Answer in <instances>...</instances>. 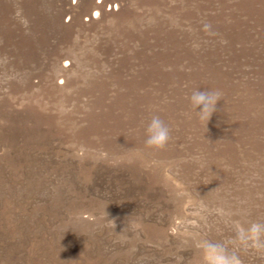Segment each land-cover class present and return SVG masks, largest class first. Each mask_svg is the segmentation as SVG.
<instances>
[{
    "label": "rangeland",
    "instance_id": "obj_1",
    "mask_svg": "<svg viewBox=\"0 0 264 264\" xmlns=\"http://www.w3.org/2000/svg\"><path fill=\"white\" fill-rule=\"evenodd\" d=\"M197 88L221 93L208 122ZM254 223L264 0H0V264H264Z\"/></svg>",
    "mask_w": 264,
    "mask_h": 264
},
{
    "label": "clouds",
    "instance_id": "obj_2",
    "mask_svg": "<svg viewBox=\"0 0 264 264\" xmlns=\"http://www.w3.org/2000/svg\"><path fill=\"white\" fill-rule=\"evenodd\" d=\"M221 93L218 90L194 89L186 97L190 111L199 119L209 121L216 111ZM143 129V144L146 148L161 149L171 138V129L158 116L152 115L150 119L141 124ZM264 235V225L252 224L245 232L243 229L238 231V238L243 244L251 241L252 246L260 247L261 236ZM205 249V259L208 264H239L235 256H228L224 250L218 246L209 244L203 245Z\"/></svg>",
    "mask_w": 264,
    "mask_h": 264
}]
</instances>
